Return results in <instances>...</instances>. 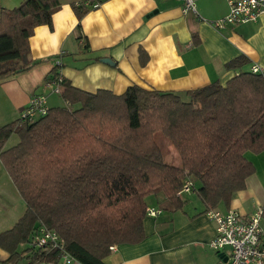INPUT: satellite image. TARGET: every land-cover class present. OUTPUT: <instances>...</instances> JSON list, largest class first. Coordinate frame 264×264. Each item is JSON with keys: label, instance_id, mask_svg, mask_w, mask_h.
Instances as JSON below:
<instances>
[{"label": "trees", "instance_id": "16d2710c", "mask_svg": "<svg viewBox=\"0 0 264 264\" xmlns=\"http://www.w3.org/2000/svg\"><path fill=\"white\" fill-rule=\"evenodd\" d=\"M59 8L57 0H24L0 10V81L29 69V38L38 26L51 29ZM72 9L78 20L87 12ZM76 33L81 40L79 24ZM246 63L238 57L225 68ZM58 68L48 82L60 76ZM60 77L57 96L64 106L0 127V162L25 206L15 225L0 233L8 255L0 264H59L58 250L33 247L41 227L55 231L79 263L104 264L110 248L144 239L148 197L162 194L169 209H179V192L190 179L206 211L228 207L255 171L245 153L264 152V74L240 72L224 86L184 92L188 100L137 85L120 95L89 93ZM156 133L177 151L180 166L164 162ZM12 136L18 143L5 149Z\"/></svg>", "mask_w": 264, "mask_h": 264}, {"label": "crops", "instance_id": "0c3cea01", "mask_svg": "<svg viewBox=\"0 0 264 264\" xmlns=\"http://www.w3.org/2000/svg\"><path fill=\"white\" fill-rule=\"evenodd\" d=\"M22 1L2 0L0 10L13 9ZM57 1L60 8L52 15V28L38 26L29 38V69L0 81L1 121L17 120L36 95L44 96L48 108L52 107L47 78L53 75L55 65L59 66L56 74L85 92L108 90L120 95L137 85L178 93L184 100H188L184 92L199 91L214 82L224 86L240 72H251L253 66L264 74V14L255 22L216 29L211 22L227 15L226 0L196 1L195 14L183 13L180 0H105L80 20L72 9L78 0ZM78 24L81 40H77ZM84 42L85 50L81 47ZM141 51L146 54L143 60ZM238 57L246 58L247 63L237 69L225 68ZM103 58H109L114 67L101 63ZM17 143L18 138L6 143L5 149ZM245 157L255 168L246 188L234 195L228 207L219 204L216 210L231 209L248 217L262 207L264 152H247ZM190 193L195 191L179 196L184 202L179 209H169L162 194L148 197L147 206L161 212L145 217L144 239L114 246L104 264H226L225 256L208 246L215 229L205 205L196 193L194 201L183 197ZM24 211V203L0 162V233L11 229ZM7 256L0 249V260Z\"/></svg>", "mask_w": 264, "mask_h": 264}, {"label": "built area", "instance_id": "2783aa9c", "mask_svg": "<svg viewBox=\"0 0 264 264\" xmlns=\"http://www.w3.org/2000/svg\"><path fill=\"white\" fill-rule=\"evenodd\" d=\"M105 0H78L77 7L85 10L97 9ZM183 13L195 14V2L199 0H180ZM228 4L227 15L211 25L222 29L226 25L237 26L255 22L264 14V0H226ZM251 73L260 74L257 66L251 68ZM62 80L58 76L48 82L52 94L59 95ZM48 105L46 98L36 95L30 98L27 106L21 113L24 120L33 121L46 115ZM193 188L192 181L187 179L179 194L189 193ZM160 210L147 207L146 216L156 217ZM208 219L214 224L215 235L208 246L216 254H223L226 264H264V226L262 225V207H258L248 217H244L235 210L220 212L212 209L206 212ZM33 247L37 250L56 249L60 253L61 264H81L69 255L64 244L55 231L44 227L39 228L33 237ZM112 250V248H110Z\"/></svg>", "mask_w": 264, "mask_h": 264}, {"label": "rangeland", "instance_id": "374dc122", "mask_svg": "<svg viewBox=\"0 0 264 264\" xmlns=\"http://www.w3.org/2000/svg\"><path fill=\"white\" fill-rule=\"evenodd\" d=\"M63 104H64L63 100L56 94H53L51 100L49 101V105L52 107L63 106ZM11 122H13V120H10L9 118L3 121L0 120V127L3 125L9 124ZM154 137L162 151L164 162L172 166H176V167L180 166L181 162H180L179 155L177 151L174 149V147L171 145V143L161 133H156ZM14 138L17 140V137H14ZM15 139H11L9 142H7V144L8 145L12 144L13 140ZM198 186L199 184L195 183V188H197ZM194 196H196L195 193L194 195L193 193H190V194H184L183 197L185 199L194 201ZM146 201L150 202L151 200H146ZM38 264H44V263H38Z\"/></svg>", "mask_w": 264, "mask_h": 264}, {"label": "water", "instance_id": "95a60500", "mask_svg": "<svg viewBox=\"0 0 264 264\" xmlns=\"http://www.w3.org/2000/svg\"><path fill=\"white\" fill-rule=\"evenodd\" d=\"M100 62L103 64H106L108 66L114 67V64L112 63V61L109 58L100 59Z\"/></svg>", "mask_w": 264, "mask_h": 264}]
</instances>
